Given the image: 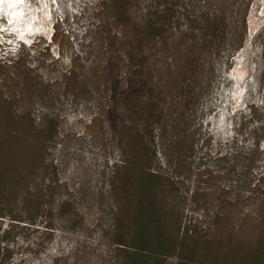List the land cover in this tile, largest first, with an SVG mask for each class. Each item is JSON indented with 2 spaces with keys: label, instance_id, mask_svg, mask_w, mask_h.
I'll list each match as a JSON object with an SVG mask.
<instances>
[{
  "label": "rangeland",
  "instance_id": "1",
  "mask_svg": "<svg viewBox=\"0 0 264 264\" xmlns=\"http://www.w3.org/2000/svg\"><path fill=\"white\" fill-rule=\"evenodd\" d=\"M263 228L264 0H0V264H179L185 235L204 264Z\"/></svg>",
  "mask_w": 264,
  "mask_h": 264
},
{
  "label": "trees",
  "instance_id": "2",
  "mask_svg": "<svg viewBox=\"0 0 264 264\" xmlns=\"http://www.w3.org/2000/svg\"><path fill=\"white\" fill-rule=\"evenodd\" d=\"M199 241L191 239L185 235L178 241L177 254L179 264H196L194 260L196 257L195 251L189 249L191 244L196 245ZM218 253L220 250H218ZM218 255H206L199 259L204 264H264V228L261 230L254 245L243 244L237 250L223 251L221 258ZM208 263L206 262L207 259ZM194 262V263H193Z\"/></svg>",
  "mask_w": 264,
  "mask_h": 264
}]
</instances>
